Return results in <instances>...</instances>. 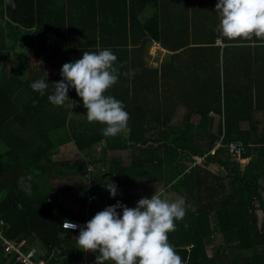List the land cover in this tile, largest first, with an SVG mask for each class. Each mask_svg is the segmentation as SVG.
I'll return each mask as SVG.
<instances>
[{"label": "trees", "instance_id": "1", "mask_svg": "<svg viewBox=\"0 0 264 264\" xmlns=\"http://www.w3.org/2000/svg\"><path fill=\"white\" fill-rule=\"evenodd\" d=\"M216 3L0 0L4 239L39 242L47 264H76L85 252L79 232L62 221L86 224L118 201L132 208L157 192L185 200L186 215L168 234L185 264H264V41L220 37ZM152 42L169 53L156 67L145 61ZM103 49L117 56L119 71L105 95L130 116L115 137L82 117L74 88L62 106L48 100L65 63ZM39 79L48 82L43 96L30 87ZM230 145L242 146L241 155ZM61 153L83 161L55 162ZM55 176L81 184L55 187ZM109 178L115 197L104 187ZM59 195L75 207L52 209ZM0 264H14L1 248Z\"/></svg>", "mask_w": 264, "mask_h": 264}, {"label": "clouds", "instance_id": "2", "mask_svg": "<svg viewBox=\"0 0 264 264\" xmlns=\"http://www.w3.org/2000/svg\"><path fill=\"white\" fill-rule=\"evenodd\" d=\"M215 11L220 22V37L229 40L264 41V0H217ZM255 38V40H254ZM117 56L110 49L84 51L82 58L62 66V80L51 83L54 91L48 100L62 106L74 88L87 109L88 122L105 125L102 135L115 137L127 128L129 113L123 103L105 93L118 82L119 71L114 66ZM134 74V73H133ZM125 75H129L126 73ZM30 87L44 95L48 82L39 79ZM104 186L115 197L117 186ZM122 209V213L118 212ZM183 198L168 200L155 192L151 198H141L129 208L119 201L97 212L84 226L65 220V230H76L78 248L98 252L96 264H185L176 248L169 243L168 234L176 230V221L186 215Z\"/></svg>", "mask_w": 264, "mask_h": 264}, {"label": "rangeland", "instance_id": "3", "mask_svg": "<svg viewBox=\"0 0 264 264\" xmlns=\"http://www.w3.org/2000/svg\"><path fill=\"white\" fill-rule=\"evenodd\" d=\"M145 14H148V13H145ZM23 50H25L23 47H18L15 49V51H18V52H22ZM167 56H168L167 52L163 51L157 42H152L151 45L148 47L146 53H145V61L149 66L156 67V66H159V64L162 62V60H164ZM26 58H24V59L26 60ZM0 65H1V63H0ZM82 117L83 118L87 117L86 113L84 115H82ZM245 126L246 125H244V128H245ZM124 131H126V129ZM53 160L55 162L59 163L62 161H64V162H72L73 161L74 162V160L83 161V158L76 153H61L59 156H55L53 158ZM127 163H128V161L125 160L124 165H126ZM51 178H52V180L50 179V181H52V183L55 187H61V186L63 187L64 185L65 186H76L77 184L80 183L79 180H76L74 178H69L68 176L67 177H61V178H58L57 176H55L54 178L53 177H51ZM164 190L165 189H162L161 191L164 192ZM66 198L67 197L64 195H59V198L56 201L52 200L51 201L52 209H56L57 206L64 205V204H65L64 207L74 208L76 204L72 200H68ZM164 199L170 200V196L166 195ZM176 199H174V200H176ZM71 210H73V209H71ZM73 211H75V210H73ZM33 242H34L33 247H32L33 248V256H35V257L44 256L46 251H45V248L43 247V245H41L39 242H36V241H33ZM29 248H30V246H28V249ZM84 256L88 257L87 252H84L83 257ZM94 264H96V262H94Z\"/></svg>", "mask_w": 264, "mask_h": 264}, {"label": "built area", "instance_id": "4", "mask_svg": "<svg viewBox=\"0 0 264 264\" xmlns=\"http://www.w3.org/2000/svg\"><path fill=\"white\" fill-rule=\"evenodd\" d=\"M229 152L233 154V156L241 155L243 152L242 146L237 145H230L229 146ZM87 183V181H85ZM90 197L87 198V204H90ZM71 223H75L79 226H84L85 224H81V222L77 221H70ZM65 220L61 222V228H63ZM2 227V222L0 220V228ZM67 231H73V232H79V228L76 230H67ZM0 244H1V252L4 255V257H9L10 259H13L14 264H47V261L41 257V256H33V248L30 246L28 249L27 243L25 241L15 242L11 240L4 239L0 232ZM96 262V258L89 259L88 257H83L80 261H78L76 264H94Z\"/></svg>", "mask_w": 264, "mask_h": 264}, {"label": "crops", "instance_id": "5", "mask_svg": "<svg viewBox=\"0 0 264 264\" xmlns=\"http://www.w3.org/2000/svg\"><path fill=\"white\" fill-rule=\"evenodd\" d=\"M145 13H148V14H149L150 11L146 10ZM145 13L143 14L144 16H145V15H148V14H145ZM142 17H143V16H142ZM17 48H18V47H17ZM162 50H163V49H162ZM163 51H165V50H163ZM166 52H167V51H166ZM167 54H169V53L167 52ZM258 117H259L260 119H263V115H262V114H258ZM64 205H65V204H64ZM33 244H34V242H33V243H30V246L33 247ZM0 248H1V244H0Z\"/></svg>", "mask_w": 264, "mask_h": 264}]
</instances>
